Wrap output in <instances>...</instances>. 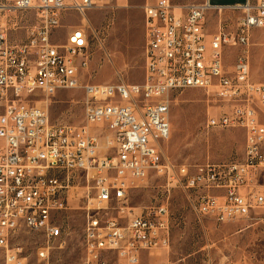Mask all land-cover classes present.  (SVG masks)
<instances>
[{"label": "built area", "instance_id": "built-area-1", "mask_svg": "<svg viewBox=\"0 0 264 264\" xmlns=\"http://www.w3.org/2000/svg\"><path fill=\"white\" fill-rule=\"evenodd\" d=\"M123 0H13L15 11H35L39 21L26 38L12 41L0 27V249L3 264H29L25 249L13 240L20 230L45 237L36 264H53L51 251L64 249L69 234L73 179L93 182L83 197L87 215L81 264H141L142 254L167 250L172 227L167 201L135 213L128 205V171L133 179L152 173L163 189L179 188L200 218L227 223L264 209V82L251 75V37L264 29V0L232 5L212 0L175 5L153 0L145 6V79L138 83L82 84V76L104 30L84 22L89 12ZM230 10L231 22L207 31V16ZM81 16L62 43L57 29L67 15ZM227 47L239 48L235 65L226 67ZM83 88L86 125L51 124L48 110L28 101ZM201 88L226 107L209 114L206 129L245 131L242 160L199 164L172 163L164 145L172 134L169 93ZM119 110L105 106V98ZM101 128L92 133L90 126ZM100 138L104 144L100 145Z\"/></svg>", "mask_w": 264, "mask_h": 264}, {"label": "rangeland", "instance_id": "rangeland-1", "mask_svg": "<svg viewBox=\"0 0 264 264\" xmlns=\"http://www.w3.org/2000/svg\"><path fill=\"white\" fill-rule=\"evenodd\" d=\"M204 0H172L175 5L201 3ZM244 0H212L214 4L232 5ZM153 0H123L107 4L89 12L92 28L104 30L103 41L97 45L82 76V84L138 83L145 79V6ZM0 27L11 28L12 41H23L26 29L35 25L39 18L35 11H15L13 0H0ZM232 23L238 14L224 11L207 16V31L213 33L220 18ZM81 16L67 15L57 29L58 43L65 40L67 33L83 23ZM251 75L256 81L264 82V29H255L251 37ZM239 48L227 47L225 63L232 70ZM85 92L83 88L60 91L52 98L31 95L28 101L49 112L50 123L86 125ZM172 134L164 145L165 156L178 165L199 164L207 160L227 162L242 160L245 153V131L241 128L206 129L209 114H218L226 109L211 101L204 89L185 88L169 93ZM92 133L101 128L90 126ZM104 138H100V145ZM122 176L129 181L128 205L135 213L163 201L169 204L172 227L171 246L167 250L144 252L141 264H264V209L249 216L227 223L211 218H200L188 205L183 190L174 188L170 193L163 189L164 178L152 173L145 179H133L128 171ZM94 194L92 180L86 175L73 179L69 198V210L64 213L65 228L69 234L64 249L51 251L53 264H81L84 256V230L87 215L84 196ZM45 237L39 232L20 230L13 244L24 247L29 264H36L37 251ZM5 252L0 249V264ZM114 264V259H109Z\"/></svg>", "mask_w": 264, "mask_h": 264}, {"label": "bare ground", "instance_id": "bare-ground-1", "mask_svg": "<svg viewBox=\"0 0 264 264\" xmlns=\"http://www.w3.org/2000/svg\"><path fill=\"white\" fill-rule=\"evenodd\" d=\"M2 8H4V6H0V9ZM105 106H111V110H119V102H113V97L105 98Z\"/></svg>", "mask_w": 264, "mask_h": 264}]
</instances>
